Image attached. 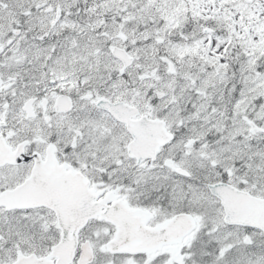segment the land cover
<instances>
[{
  "label": "snow or ice",
  "instance_id": "snow-or-ice-1",
  "mask_svg": "<svg viewBox=\"0 0 264 264\" xmlns=\"http://www.w3.org/2000/svg\"><path fill=\"white\" fill-rule=\"evenodd\" d=\"M0 264H264V0H0Z\"/></svg>",
  "mask_w": 264,
  "mask_h": 264
}]
</instances>
